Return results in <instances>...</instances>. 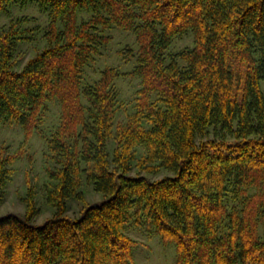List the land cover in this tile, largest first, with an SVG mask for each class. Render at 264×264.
Masks as SVG:
<instances>
[{
	"label": "trees",
	"instance_id": "16d2710c",
	"mask_svg": "<svg viewBox=\"0 0 264 264\" xmlns=\"http://www.w3.org/2000/svg\"><path fill=\"white\" fill-rule=\"evenodd\" d=\"M29 4L47 15L44 47L17 68L38 30L1 27L0 124L27 137L58 105L41 134L52 214L34 223L29 185L24 214L0 216V264H132V216L173 244L174 264H264V0H0V14ZM111 29L134 36L135 66L86 82ZM126 75L140 87L119 121ZM14 159L0 152V202Z\"/></svg>",
	"mask_w": 264,
	"mask_h": 264
},
{
	"label": "rangeland",
	"instance_id": "374dc122",
	"mask_svg": "<svg viewBox=\"0 0 264 264\" xmlns=\"http://www.w3.org/2000/svg\"><path fill=\"white\" fill-rule=\"evenodd\" d=\"M11 19H24L23 29L34 28L30 37L31 42H23L18 45L16 54V67L21 68L34 53L44 47L42 32L47 26V15L41 12L36 5L26 6L12 5L8 12L0 14V29L7 25ZM110 42L100 49V55L94 63L86 69L85 81L92 82L99 77L104 68H114L120 73L128 74L135 66V58L130 56L136 53L137 44L134 36L126 31L111 29L107 31ZM191 38L178 39L173 43L172 50L190 47ZM119 91L120 109L118 120H123L125 115L132 111L136 92L140 87L137 77L121 76L115 81ZM49 110L42 118L39 132L34 131L25 136V131L17 124H0V152L15 157L10 165L11 176L5 187V193L0 202V216L13 213L22 216L25 211L22 198L25 196L29 185L34 187L37 212L34 223L40 224L48 219L52 210L45 201V184L47 182L46 169L48 149L42 135H50L59 120V107L56 103L48 105ZM42 134V135H41ZM160 177V176H156ZM88 202L99 200V196L88 186L85 191ZM79 205L75 202L69 204L68 214L76 216ZM123 231L136 242L132 254V264H174L175 249L173 244L162 241L155 230L136 223L132 216L124 226Z\"/></svg>",
	"mask_w": 264,
	"mask_h": 264
}]
</instances>
